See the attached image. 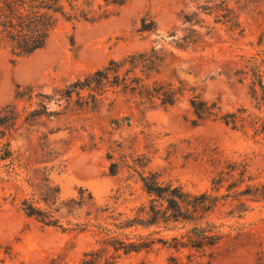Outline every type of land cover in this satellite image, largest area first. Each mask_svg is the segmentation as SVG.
I'll return each mask as SVG.
<instances>
[{"label":"rangeland","instance_id":"rangeland-1","mask_svg":"<svg viewBox=\"0 0 264 264\" xmlns=\"http://www.w3.org/2000/svg\"><path fill=\"white\" fill-rule=\"evenodd\" d=\"M61 1L68 8L70 0ZM87 1L100 19L60 20L44 48L29 57L13 61L0 53V156L11 153L0 159V264H79L100 238L97 226L112 228L113 218H131L149 205L138 173L197 194L209 189L224 159H245L264 179V140L220 122L191 125L188 105L194 92L217 101L223 113L244 108L264 124V107L251 98L247 81L232 76L243 69L240 56L264 55V0ZM222 2L236 27L215 21ZM151 48L161 49L163 60L150 80L191 90L173 107L149 108L109 91L93 110L78 108L73 95L70 103L57 96L45 103L54 116L32 113L43 110L40 95L52 96L111 60ZM44 186L59 190L46 208L56 210L61 228L45 227L20 209L22 199L36 200ZM79 190L85 202L69 211L64 204L78 201ZM226 212L219 207L210 216L229 235L205 264H264V204L252 205L241 220ZM125 234L157 239L168 233L138 228ZM170 255L176 256L156 244L117 264H166Z\"/></svg>","mask_w":264,"mask_h":264},{"label":"trees","instance_id":"trees-1","mask_svg":"<svg viewBox=\"0 0 264 264\" xmlns=\"http://www.w3.org/2000/svg\"><path fill=\"white\" fill-rule=\"evenodd\" d=\"M129 0H103L106 5L122 6ZM101 8L98 7V11ZM215 21L232 22L236 16L231 9L221 3L216 8ZM219 11V12H218ZM102 17L93 10L87 0H70L66 8L61 0H0V53L8 52L13 61L29 57L46 45L60 20L69 22H94ZM161 49L151 48L147 51L132 53L121 60L109 61L104 67L96 70L82 80H77L52 96L40 95L42 98L39 110L34 115L54 116L57 113L47 112L46 102L57 96L70 103L73 95L78 108L93 110L97 102L109 91L129 97L139 105L149 108L173 107L186 93L183 85L162 84L151 81L158 72L162 62ZM243 69L235 70L232 76L239 77L237 82L247 81L251 98L264 107V55L240 56ZM227 78H230L226 74ZM87 91L83 96L82 92ZM188 105L193 119L191 125L206 121L220 122L232 130L246 133L250 131L253 138L264 140V124L261 119L247 112L244 108L223 113L217 101L208 102L200 95L190 92ZM259 110V109H258ZM115 123H118L117 121ZM11 158L9 150L0 156L1 160ZM110 174L117 172L116 164L109 168ZM142 189L152 199L148 206H142L139 212L129 218H113L112 228L97 226L96 233L100 238L95 247L82 254L79 264H117L130 254L150 251L156 244L173 251L166 264H205L213 257L216 249L229 233L223 232V224L217 225L210 216L219 207L227 209L226 218L241 220L252 210L254 204H264V179L251 171L247 160L224 159L213 174L209 189L192 194L180 185L163 184L155 174L138 173ZM59 190L44 186L43 192L36 200L22 199L20 209L27 217H32L45 227L61 228L56 210L46 207L54 204ZM79 200H69L64 206L70 211L73 206H81L85 201L82 192ZM88 200L91 195L88 194ZM156 201H160L157 205ZM42 206V207H41ZM162 229L167 236L150 239L148 236L125 234L132 229ZM83 231L85 228H77Z\"/></svg>","mask_w":264,"mask_h":264}]
</instances>
